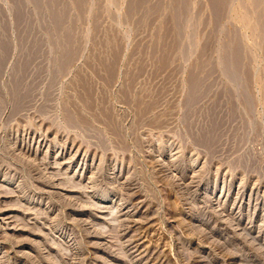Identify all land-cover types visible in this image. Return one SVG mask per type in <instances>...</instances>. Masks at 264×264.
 I'll list each match as a JSON object with an SVG mask.
<instances>
[{
  "label": "rangeland",
  "instance_id": "374dc122",
  "mask_svg": "<svg viewBox=\"0 0 264 264\" xmlns=\"http://www.w3.org/2000/svg\"><path fill=\"white\" fill-rule=\"evenodd\" d=\"M250 1L241 0L244 6L251 7L252 13L246 16L241 2L235 0L228 27L245 36L253 94L258 98L252 118L244 115L240 99L235 98L240 116L230 119L226 91L231 87L219 71L211 78L212 93L199 101V109L194 107L196 113L203 114L188 118L182 102L186 91L181 83L187 76V65L190 67L198 54L188 64L180 62L176 55L177 63H171L166 71L154 67L155 74L151 67L158 64L159 57L151 58L154 55L149 54L150 59L146 58L149 50H145L151 45L160 18L155 16L156 22L153 18L154 25L150 23L147 29H135L123 20L125 4L119 9L114 4L108 6L106 0L103 5L109 13L121 17L106 19L109 16L103 9L107 16L101 11L102 29L116 30V39L122 42L120 62L125 65L119 63V78L106 89L102 87L105 73L99 70L100 78L94 84L106 95L103 108L100 106L102 114L81 113L80 120L90 121L86 120L91 124L89 128L87 124L73 127L65 123V115L73 109L65 103L74 102L76 74L84 72L88 78L84 63L91 60L96 65L92 62L96 47L86 37L82 43L88 50L84 48L83 56L70 68L71 74L57 76L60 79H51L53 55L44 47L46 57L34 59L28 69L30 74L24 78L23 94L27 99L16 108L8 95L9 86L25 50L16 46L19 32H9L11 48L0 74V98L6 94L0 108V264H264V55L253 39L255 19ZM11 9L10 0H0V21H12ZM206 27L201 29L204 35L210 31ZM38 35L46 39L44 32ZM98 37L103 38L101 34ZM105 51L102 53L107 55L109 51ZM145 60L150 64L146 65ZM213 60L217 62L216 55ZM140 67L144 71L138 77ZM150 71L158 75L154 77ZM132 75H136L134 84L138 85H133L135 92L130 95L135 104L123 101L124 85ZM142 80L150 85L149 89ZM142 83L146 86H139ZM155 89L166 91V96ZM142 91H146V97L137 93ZM152 100L162 101L157 105ZM215 103L217 107L220 104L216 115L219 110L218 120L224 119L220 122L225 126L221 124L224 131L219 130L222 133L218 132L214 147L207 148L199 142L200 132L205 124L209 125L204 116ZM148 104H156L159 109L153 107L154 112L145 113L154 115H145L143 122L140 112ZM73 105L80 107L77 101ZM111 105L116 108L111 109ZM113 109L118 111L112 115L116 122L120 121V136L125 139L113 134L105 121L103 112ZM93 113L100 123L88 119Z\"/></svg>",
  "mask_w": 264,
  "mask_h": 264
},
{
  "label": "bare ground",
  "instance_id": "6f19581e",
  "mask_svg": "<svg viewBox=\"0 0 264 264\" xmlns=\"http://www.w3.org/2000/svg\"><path fill=\"white\" fill-rule=\"evenodd\" d=\"M239 1L241 2V0H239ZM10 2L12 4V9L10 11L11 15H12V17H11L12 21L7 22V21H3V19L0 21V74H1V72H3L1 70H2V68L4 69V67H3V65H5L4 60H5V58H7L6 57L8 55L7 53L9 51V49L11 48V43L8 40V34L11 33L10 31L17 30L19 32V37H18V41H17L16 46L18 48H21L23 51L25 50V55H24L23 61L22 62L20 61V63L14 69L13 80L9 86L10 93H8V95L10 94L12 101H14L15 107L20 108L23 99L25 100V98L27 97V96L24 97V94H23V93H26L25 92L26 86L24 84V78L27 77L26 76L27 73L31 72L30 71L31 69L29 71H28V69H29V67H31L30 64L33 62V60L39 56H44L43 55V53L45 51V50L43 51L44 47H45V49H46V47H48L47 49H49V52L52 53V54L50 53V55H53V58L50 59L51 60L50 63L54 67V69H52L53 70L52 76L50 73L51 71L49 72L50 76L52 77L51 79H53V80H55L56 78L60 79L59 77H61V76H59V75H61V74H62V76H64L66 73L67 74L69 73L68 75L71 74L70 68L75 63L76 60H77V62L79 61L78 57L83 56L81 54L85 53V52H83L84 48L87 47L86 49L88 50V46L84 47L83 46L84 43H82L83 39H84L83 42H86L85 39L88 38L87 40H89V41L92 40V43H94V45L96 47V48L94 46L91 47V48H95L93 50V51H95V52H93L94 56L93 55H91V56H93L92 62H94L96 65L94 66L92 63H90L91 60H89V63H86V64L84 63V68L85 67L87 68V70H84V71H89V74H88L89 77L87 78L86 74L84 72L83 73L85 74V76H83L84 74L81 72L83 75L81 74V76L80 75L78 76V74H76L77 75L76 79L75 80H73L74 78L72 79L73 81H75V83H74L75 94H74L73 98L71 96L69 98L70 99L72 98V100H74V102L77 101V104L80 105V107L78 106L79 108H77L75 105H73L74 102L72 100H71L72 102L65 103V104H67V106H69L71 108L73 107V109L69 108L70 110H72L71 112H69L70 110L67 111L69 113L66 114L67 116L65 115V118H66L65 123L68 126H73V127L76 126L77 124L86 125L87 124L86 118H85L86 120H84V118H83V121L80 120L81 113L83 114L84 113L83 111L90 112L89 116H91V112L101 111L102 109L100 108V106L103 104L104 99H105L104 97L106 96V95L103 96V93L101 91H98L97 88H95L94 81H97L96 79L100 78L99 77V74H100L99 70L104 71V73L106 74L105 75L104 73H102V74H104L103 76L105 78L104 77H103L104 79L101 78V79H103L102 87L104 86V89H106L111 84H114L113 82L119 76V72H120L119 67H121V65L119 63L123 64L122 62H120V58H121L120 57V55H121L120 49H121V45H122L120 43H122V42L117 41L116 36H115L116 30L114 31L113 29H111L112 27L109 25H108V27L109 28L111 27L110 29H106V27H105L106 30L102 29V25H103L102 24V12L104 10L106 11V13H108V16H109V18H107V17H105V18L109 19L111 21H114L116 19V17L118 18L119 15H117V14L115 15L113 12H112V14H111V12L109 13L106 6L103 5L104 4L103 0H10ZM250 2L252 4L251 6L253 8V14H254L253 19H255L253 21L254 25L251 28L253 31V39L255 40L256 45L262 50L261 52L264 55V0H251ZM106 3L108 6L114 4L115 6L119 7V9L122 8V4H125V6H124L125 10L122 12L123 13L122 14L123 20H124V22L128 23L132 27H135V29L136 28L137 29L141 28V30H142V28L147 29L150 26L151 20L153 18L155 20V16L160 18L161 22L157 21V22H160V25L158 27L156 34L152 38L151 45L149 46V48L147 47V50H145V52H147L149 50L147 52V56H146V54H143L146 56V58H149L148 57L149 54H151L152 56L154 55V57H151V58L159 57V59L157 60L158 64L156 63L157 62L156 61L155 63L157 65L153 64L155 66H153V65H152V67L150 66L152 69L155 67V70L156 69H158V70H164L165 69L164 71H166V68L169 65H171V63L172 64L177 63L176 62V59H177L176 55H178V58L180 59V60L179 59L178 60L180 62L182 60L183 62H185V64H186V62L188 64V61L191 60V58L194 55L198 54V55H196L197 56L196 60H194V62L192 64H190V67H189V65H187L188 66L187 72H186L187 74H185V75H187V76H185L186 78L183 80V82L180 81V82H182L181 84L183 85L182 89H185V91H186V95H183L184 101H182V102H183V107L187 111L186 114H187L188 118H190V119H191V117L195 118L196 114H197V116H199L200 113H202L200 111H198L196 113L194 107L199 103V101L202 98H204L207 95L209 96V93H212L210 91H212L211 86L213 87L214 82H211L212 81L211 78L216 71L221 72L222 76L224 77V79L227 81V83L231 87V88L227 89V91H226V97L228 99L227 105H228L229 110H230V114H229L230 119H235L238 116H240V111H239L240 109L237 106L238 104H236L238 102V99H240L244 115L249 117V118H252V116L253 117L255 116L254 115L256 112L255 108H256V105L258 104V102L256 100L258 98L254 97V96H256V94L255 95L253 94V82H254V80L252 79L253 77H252V74L250 71L251 63L248 62L251 60V59L249 60L248 51H247L248 48H246V46L244 44V41H246V40H244L243 37H245V36L240 35V33L237 32L238 30L236 31L235 28H229L228 27V23L230 21L231 15H232L231 12H232L233 5L236 4L235 0H168V1L167 0H106ZM245 4L246 3L242 4V2H241L239 5H242L241 9L244 8L245 12L244 11L243 12L245 13V15L249 16L252 13L251 10H249L251 7L247 8V6H244ZM27 6H31L33 8V11H30ZM239 8H240V6H239ZM1 12H0V16L2 15ZM118 12H120V11L118 10ZM60 14H62V15H60ZM104 14L105 13L103 12V16H104ZM119 17H121V16H119ZM2 18H4V17H2ZM103 19H104V17H103ZM154 20L152 21L153 23H151V26L154 25ZM155 22H156V20H155ZM84 25H86V26H84ZM206 26L210 27V31L206 32L207 34L204 35L205 33L202 34V32H204V31L201 29L203 27H206ZM41 32H44L46 34L45 40L39 39L38 34ZM100 34L103 36V38H101L99 40L98 38H100V37H98V36ZM118 37L121 39V36H118ZM31 38H32V41H30V43H29V40ZM97 40H99V41H97ZM123 40L124 39H122V41ZM89 41H88V43H89ZM28 43H29V45H28ZM103 48L106 50V51L104 50L105 52L109 51V52H107L108 53L107 55H106V53H104V54L102 53V52H104V51H102ZM100 51H102V52H100ZM45 53H46V51H45ZM215 53H217V54H215ZM46 55L44 56V58L46 57ZM104 55H106V56H104ZM213 55L217 56V60H216L217 62L216 63L213 60ZM132 56H134V54ZM90 58L92 59V57H90ZM123 58H124V56H123ZM141 58L143 59V56ZM131 59H133V58H129L128 60H131ZM142 59H141V61H142ZM263 59H264V56H263ZM121 61H123V60H121ZM152 61H153V59H152ZM150 62H151V60H150ZM147 63H149V61ZM128 64L126 65V67L128 66ZM138 64H139L138 66H142V65H140V63H138ZM145 64H146V60H145ZM149 64H146V65H149ZM123 65H125V62ZM123 65H122V67H123ZM181 67H180V70H182ZM77 68L73 69V70L77 71ZM168 68H170V67H168ZM121 69L123 70V68H121ZM127 69L131 70L128 67H127ZM73 70H72V72H73ZM146 70H148V69L146 68L145 71ZM155 70H154V73H155ZM133 71H135V73L137 72L136 70H133ZM138 71H139V75H138V77H139V76H141L140 75L142 73L141 71H144V70L142 69V67H140ZM183 71H180V72H183ZM148 73H149V70H148ZM148 73H145V74H148ZM150 73H151V71H150ZM157 73H159V71ZM173 73H176V71L174 70ZM124 74H126V73H124ZM131 74L132 73H129L128 75H131ZM145 74H143L142 76L145 77L144 76ZM151 74H153V73H151ZM162 74L163 73H161V75ZM68 75H65V76H68ZM128 75H126V77ZM148 75H146V76H148ZM57 76H59V77H57ZM74 76H75V74L73 75V77ZM150 76H149V78H150ZM153 76L156 77L154 74H153ZM101 77H102V75H101ZM143 77H141L140 79L145 80V78H143ZM154 77H152V78L155 80ZM135 78H136V75H132L131 77L129 76L128 83H126L124 85L125 87L123 88L124 89L123 90V97L125 98V100H123V101H126L125 103L134 102V100L132 101V98L130 97V95L135 92V88L133 91V85H135L134 84ZM140 79H138V80H140ZM146 79H148V78L146 77ZM144 80H142V81L146 83V81H144ZM150 80H151V78H150ZM56 82H57V80H56ZM53 83H54V81H53ZM98 83H99V80H98ZM115 83H116V81H115ZM145 83L144 84L142 83L143 85H139V86L145 87L148 84V83H146V85H145ZM152 83H153V81H152ZM152 83H150V84H152ZM28 84L29 83L27 82V85ZM72 84L73 83H71V85ZM138 84H139V82H138ZM99 85H100V83H99ZM182 85H180V87ZM149 86L150 85L148 84V89H149ZM262 86H264V85H262ZM96 87H97V84H96ZM102 87H101V89H99V88L98 89L102 90L103 89ZM135 87L138 88V85H135ZM141 87H139V88H141ZM151 87H152V85H151ZM151 87H150V89H151ZM261 88H263V87H261ZM142 89H139V91H141ZM74 90H72V91H74ZM110 90L108 92H110V94H111L112 91H110ZM155 90H157V89H155ZM1 91L3 93V90H1V88H0V93H1ZM136 91H138V89ZM158 91H160V90L159 89L157 90V94L159 93ZM144 92H146V91H142L141 93L137 92V93L140 94V96H141V94L143 95ZM165 92L160 91V93H163V95ZM152 93H153V91H152ZM29 94H30V92H29ZM154 94H156V93L154 92ZM154 94H153V96H154ZM5 95H4L5 98H2V99H6ZM136 95L137 94L134 95L135 99L138 98ZM159 95H161L162 97H160ZM159 95L158 96L160 97V99H162V98H164V96H166V95L163 96L162 94H159ZM107 96H108V94H107ZM140 96H139V99L145 100V98H140ZM155 96L157 98V95H155ZM109 97L110 98L107 99L108 101H109V99H111V96H109ZM143 97H146L145 94L143 95ZM69 98L67 96V99H69ZM235 98H238L237 101ZM2 99L0 98V108L4 102V100L2 101ZM67 99H65V100H67ZM141 100H140V102H141ZM144 100L142 102H145ZM155 100H158V99H155ZM155 100L154 101L152 100V101L156 102ZM262 100H264V99H262ZM152 101H151V103H152ZM201 101H200V103H201ZM105 102H107V101H105ZM160 102L159 103L156 102V104L159 105ZM261 102H263V101H261ZM108 103H107V105H108ZM109 104H111V103H109ZM113 104H115V103H113ZM122 104H124V103H122ZM134 104H135V102H134ZM156 104H148V105L144 106L142 108V111L141 112L139 111L142 114L141 118L143 119L145 115L147 117L148 116L151 117L152 115H154V114L149 115V114H145V113H147V112L151 113V111H153L152 110L153 107L155 108L154 105H156ZM260 104H262V103H260ZM112 105H111V109L114 108V107H112ZM126 105H128V104H126ZM215 105L216 106L213 107L214 109L211 107L212 109L209 108L210 109L209 111L205 110L206 115L204 117L207 116L206 117L207 119L206 118L205 119L208 120L209 125L207 126V124H205L204 127L206 129H204V127H203L202 132H200V133H202V136H200L201 140H199V142L203 146L205 145L207 148L211 147L212 145H213L212 147H214V142H218V141H216L218 138L217 136L219 134L218 132H220L219 130L221 129V124H223V121L220 122L222 118H220V121L218 120L219 117L217 115H218L219 110L217 111V115H216V110H215L216 108L219 109L220 104L218 105V107H217L216 103H215ZM198 106L199 105L196 106V109ZM126 107H128V106H126ZM181 107H182V105H181ZM106 108H107V106H106ZM139 108H141V107H139ZM67 109H68V107H67ZM114 109L111 110L110 113H107L108 109L106 110L107 112L104 111L105 114L103 112L104 118L106 119L105 121H107V126L112 131L113 134L119 136V138H121V139L122 138L125 139L124 137L120 136V129H119L120 124L118 127V122H120V121L116 122L117 120L114 119L115 118L113 116L114 112H115ZM155 109L157 110L159 108H155ZM198 109H199V107H198ZM135 110L137 111V113H139L138 109H135ZM156 110H155V112H156ZM112 112H113V115H112ZM115 113H118V111ZM93 114H92V117H89L88 119H90V118H92L94 120L100 119V118L97 119L96 115L95 114L93 115ZM97 114H98V112H97ZM101 114H102V111H101ZM101 114H99V115L101 116ZM157 114H159V113H157ZM103 115H102V118H103ZM115 116H117V114H115ZM162 116H163V113H162ZM135 117H137V116H135ZM147 117L144 118L143 122H146L145 120L147 119ZM200 117H202V115ZM159 118H160V116H159ZM137 119L138 118H135V121H137ZM153 119H154V117H153ZM139 120H140V116H139ZM194 120H195V122L197 121L196 119H194ZM222 120H224V119H222ZM105 121H104V123H105ZM190 121L193 122V118ZM190 121H189V124H190ZM88 122H90V121H88ZM93 122H95V121H93ZM93 122H91V123H93ZM98 122H99V120H98ZM143 122L141 124H143ZM248 122H249V120H248ZM139 123H140V121H139ZM224 123H225V121H224ZM194 124L195 123L193 122V125ZM87 125H88V128L91 127V124H90V126H89V123ZM190 125H189V127L191 128L192 126H190ZM135 126L139 127V125L137 126V124H135ZM223 126H225V124H223ZM78 127H79V125H78ZM93 127H92V129H93ZM79 128L83 129L81 127H79ZM95 128H96V126H95ZM191 129H196V128H191ZM190 131L192 132V130H190ZM221 131H224V128H223V130L221 129ZM221 133L222 132H220V134ZM198 138H199V135H198ZM121 142L123 145V141H121Z\"/></svg>",
  "mask_w": 264,
  "mask_h": 264
}]
</instances>
